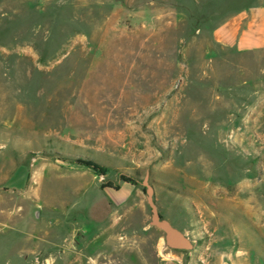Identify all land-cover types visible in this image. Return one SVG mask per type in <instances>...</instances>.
<instances>
[{
	"label": "rangeland",
	"instance_id": "374dc122",
	"mask_svg": "<svg viewBox=\"0 0 264 264\" xmlns=\"http://www.w3.org/2000/svg\"><path fill=\"white\" fill-rule=\"evenodd\" d=\"M178 9L0 0V264H264V50Z\"/></svg>",
	"mask_w": 264,
	"mask_h": 264
},
{
	"label": "crops",
	"instance_id": "0c3cea01",
	"mask_svg": "<svg viewBox=\"0 0 264 264\" xmlns=\"http://www.w3.org/2000/svg\"><path fill=\"white\" fill-rule=\"evenodd\" d=\"M211 44L236 54L264 50V0H175ZM113 199L120 200L118 194Z\"/></svg>",
	"mask_w": 264,
	"mask_h": 264
},
{
	"label": "water",
	"instance_id": "95a60500",
	"mask_svg": "<svg viewBox=\"0 0 264 264\" xmlns=\"http://www.w3.org/2000/svg\"><path fill=\"white\" fill-rule=\"evenodd\" d=\"M147 195V204L151 212L150 225L159 229L164 234V242L167 247L177 251H189L192 249V243L179 230L174 228L169 222L162 219L153 200V189L148 184L147 176L142 182Z\"/></svg>",
	"mask_w": 264,
	"mask_h": 264
},
{
	"label": "trees",
	"instance_id": "16d2710c",
	"mask_svg": "<svg viewBox=\"0 0 264 264\" xmlns=\"http://www.w3.org/2000/svg\"><path fill=\"white\" fill-rule=\"evenodd\" d=\"M76 163H78V164H80V165H82V166H84L86 168L92 169L94 172L104 173V171L100 167H98L97 165L92 164L90 161L77 160ZM121 180L124 181V182H127V183L131 182V180L129 178H126V177H122Z\"/></svg>",
	"mask_w": 264,
	"mask_h": 264
}]
</instances>
